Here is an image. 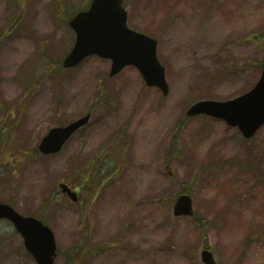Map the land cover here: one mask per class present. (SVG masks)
Here are the masks:
<instances>
[{"label":"rangeland","instance_id":"1","mask_svg":"<svg viewBox=\"0 0 264 264\" xmlns=\"http://www.w3.org/2000/svg\"><path fill=\"white\" fill-rule=\"evenodd\" d=\"M88 1L0 0V201L50 226L55 264H203L202 249L216 264H264V126L246 141L184 116L195 100L254 85L264 0H125L129 25L157 40L165 97L133 67L109 78L98 57L58 67L72 44L66 21ZM87 112L58 154H37L49 128ZM180 193L193 220L172 214ZM78 247L94 252L85 260ZM0 264H35L8 222Z\"/></svg>","mask_w":264,"mask_h":264},{"label":"water","instance_id":"2","mask_svg":"<svg viewBox=\"0 0 264 264\" xmlns=\"http://www.w3.org/2000/svg\"><path fill=\"white\" fill-rule=\"evenodd\" d=\"M120 4L121 0H94L88 12L77 15L71 21L76 41L64 66H74L85 56L96 54L112 60L110 76L132 64L139 69L148 86H157L167 94L164 70L155 56V41L126 28V16ZM198 114L221 119L237 127L245 138L251 137L264 124V67L260 80L250 92L226 102H198L187 111L188 116ZM88 119L89 115H86L66 127L51 129L41 141L39 150L44 154L57 152L70 134L86 124ZM191 214L190 198L181 195L174 205V215ZM0 219L9 220L14 225L37 264L53 263V235L40 221L33 217H22L10 206L1 203ZM202 259L206 264H213L207 251L202 252Z\"/></svg>","mask_w":264,"mask_h":264},{"label":"trees","instance_id":"3","mask_svg":"<svg viewBox=\"0 0 264 264\" xmlns=\"http://www.w3.org/2000/svg\"><path fill=\"white\" fill-rule=\"evenodd\" d=\"M81 253H82V251H79V252H78V254H80V255H81ZM84 259L86 260V257H85V256H84Z\"/></svg>","mask_w":264,"mask_h":264}]
</instances>
